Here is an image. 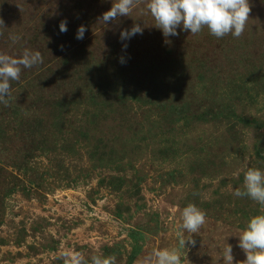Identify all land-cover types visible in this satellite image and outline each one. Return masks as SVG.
Returning a JSON list of instances; mask_svg holds the SVG:
<instances>
[{"label":"rangeland","instance_id":"obj_1","mask_svg":"<svg viewBox=\"0 0 264 264\" xmlns=\"http://www.w3.org/2000/svg\"><path fill=\"white\" fill-rule=\"evenodd\" d=\"M113 2L0 0V52L43 57L0 103V264H63L65 250L144 264L179 248L189 203L207 215L190 264H224L227 244L236 264L260 213L234 191L264 171V0H249L239 38L165 37L145 3L105 24Z\"/></svg>","mask_w":264,"mask_h":264},{"label":"clouds","instance_id":"obj_2","mask_svg":"<svg viewBox=\"0 0 264 264\" xmlns=\"http://www.w3.org/2000/svg\"><path fill=\"white\" fill-rule=\"evenodd\" d=\"M145 3L148 12L154 20V26L161 29L165 37L178 36V28L190 32L192 35L201 33L204 29L216 37L223 38L231 34L239 38L246 30L251 5L249 0H114L112 7L103 13L100 21L105 24L118 20L122 16H130L133 9ZM6 28L0 19V29ZM60 31L67 32V21H61ZM87 31L84 25L79 26L76 39L82 40ZM140 24H134L131 29L120 33V39L128 40L136 34H142ZM0 35L3 32L0 31ZM13 44L18 42L19 36L10 35ZM127 45H124L126 48ZM63 50V46H61ZM123 63V58H121ZM43 63L39 51L24 49L18 57L0 52V103L7 106L11 95V81H19L22 69L32 68ZM236 197H247L260 205V213L248 220L240 231L238 247L244 252L245 259L236 264H264V171L259 168H247L244 172L243 190L235 189ZM182 223L179 225L177 237L179 248L154 249L145 258L144 264H190L186 255V244L195 246L192 234H198L206 224L207 215L204 210L194 203H189L182 209ZM185 232L188 233L185 236ZM181 249L184 250L181 252ZM224 264H233V246L227 244L223 248ZM58 259L63 264H117L115 255L104 256L93 254L90 260L79 251H62Z\"/></svg>","mask_w":264,"mask_h":264}]
</instances>
